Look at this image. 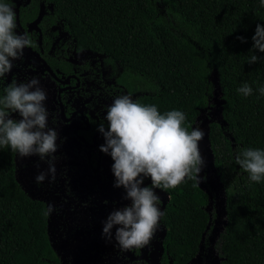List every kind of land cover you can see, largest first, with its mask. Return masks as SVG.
Here are the masks:
<instances>
[{
    "label": "trees",
    "instance_id": "trees-1",
    "mask_svg": "<svg viewBox=\"0 0 264 264\" xmlns=\"http://www.w3.org/2000/svg\"><path fill=\"white\" fill-rule=\"evenodd\" d=\"M162 2L185 32L175 33L159 21L151 0H18L19 20L38 24L43 42H36L38 34L27 35L33 51L46 59L48 51L69 41L121 66L130 91L135 86L126 78L134 73L142 90L137 103L155 105L161 114L183 112L189 132L208 104L213 75L225 125L210 122L207 135L213 165L226 189L219 264H264V179L252 182L236 163L245 149L264 151V95L259 92L264 87V53L252 47L256 26L264 28V6L261 0ZM252 55L258 60L249 64ZM12 63L11 72L37 64L24 51ZM244 84L252 88L251 96L238 91ZM8 85L0 79V96ZM15 154L0 146V264H57L45 205L19 186ZM166 192L171 197L163 220V264H188L208 229L209 199L187 178Z\"/></svg>",
    "mask_w": 264,
    "mask_h": 264
},
{
    "label": "clouds",
    "instance_id": "clouds-1",
    "mask_svg": "<svg viewBox=\"0 0 264 264\" xmlns=\"http://www.w3.org/2000/svg\"><path fill=\"white\" fill-rule=\"evenodd\" d=\"M264 6V0H261ZM16 14L8 0H0V79L6 77L13 67L12 61L23 56V50L32 46L27 34L15 32ZM243 42V38H240ZM253 49L264 53V28L256 26L252 37ZM258 60L252 55L249 64ZM238 91L244 96L252 95V88L244 84ZM264 95V87L259 89ZM46 92L39 80L28 83L9 84L0 96V146H8L19 157L39 156L48 158L47 172L36 176L37 183L55 180L54 155L57 150L58 133L48 128L49 113L45 107ZM17 113L19 120L11 117ZM103 123L96 131L104 143L100 153L112 160L113 188L124 190V199L129 205L112 211L103 222L102 237L111 242L115 239L121 251L142 249L148 246L155 235L162 215L159 197L153 188L174 189L185 179L200 183L199 173L205 166L199 149L204 132L195 128L189 132L183 125L186 116L178 110L161 114L155 105L144 106L130 96L117 97L107 109ZM236 163L249 173L252 182L264 179V151L245 149L236 157ZM199 177V178H198ZM150 178L152 187L143 186ZM55 211L47 206L46 215ZM115 228L114 237L113 229Z\"/></svg>",
    "mask_w": 264,
    "mask_h": 264
},
{
    "label": "flooded vegetation",
    "instance_id": "flooded-vegetation-1",
    "mask_svg": "<svg viewBox=\"0 0 264 264\" xmlns=\"http://www.w3.org/2000/svg\"><path fill=\"white\" fill-rule=\"evenodd\" d=\"M10 2L14 3L13 9L16 14L17 27L15 32L18 35L27 34V32L31 36L38 34L39 38L36 39V42L41 44L43 38L38 24L35 21L21 24L18 0H10ZM46 25L48 26V24ZM28 50L40 57L42 61L34 57ZM23 51L36 60V67L22 66L16 71H10L5 77L6 83L16 82L19 84L28 83L33 78L44 79L46 91L50 95L53 89L54 96L51 102L52 110L45 103L49 113L47 127L57 131L56 143L57 146L62 147L67 162L75 161L80 166L79 170L86 169L88 171L89 175L87 176L94 179V186L100 192V201L103 205H110L114 210L129 205L130 201L124 199V190L113 188L114 178L110 170L113 162L109 156L99 152L98 148L104 141L96 129L99 124L103 123L107 130V121L104 120V116L108 107L117 97L128 95L134 102H137V96L142 93V90L139 89V78L134 73H130L131 77L126 78L127 83L135 86V91H130L123 82L122 78L125 74L121 66L108 64L103 55L78 50L69 41L55 47L54 50L48 51L47 59L33 51L31 47H27ZM10 118L20 119L17 113H12ZM14 166L17 180L15 157ZM59 166L62 167V165ZM32 167L30 164L27 165L21 175L18 176L20 182L17 180L29 198H31L29 193H32V187L35 188L31 178L32 174L29 172ZM69 167L68 169H70ZM69 179L68 175L59 172L55 176L53 186L68 182ZM143 186L152 187L150 178H145ZM153 191L159 197L158 207L162 215L155 235L148 246L142 249L134 248L129 251H122L126 260L131 264H163V235L165 231L163 220L171 195L163 187L153 188ZM46 199L48 200L49 197ZM37 201L44 203L47 210L46 201ZM53 207L55 208L53 213L58 214L60 209L56 205ZM47 219L49 235V215H47ZM107 249L110 251L120 250L116 242ZM57 259V264H61L58 255Z\"/></svg>",
    "mask_w": 264,
    "mask_h": 264
},
{
    "label": "rangeland",
    "instance_id": "rangeland-1",
    "mask_svg": "<svg viewBox=\"0 0 264 264\" xmlns=\"http://www.w3.org/2000/svg\"><path fill=\"white\" fill-rule=\"evenodd\" d=\"M151 4L157 14V19L169 25L171 31L181 33L187 30L186 27L180 26L177 18L166 11L162 0H151ZM38 80L39 86L47 95L45 103L52 110L53 89L49 95L45 88L46 81ZM209 83L211 93L208 97V104L200 111L192 130L199 128L204 132V137L199 142L200 153L205 162V166L199 173V177L203 179L200 183H196L199 189L208 196L206 211L210 215V222L203 234L198 253L189 264L220 263L217 244L226 222L224 211L226 189L220 182L217 169L213 165L207 138L210 122H217L222 127L225 125L221 117L219 85L213 75L209 78ZM226 135L228 136L227 133ZM54 155L57 157L55 176L63 172L69 176L68 182L53 186V181L50 182L46 177L44 182L37 183L36 176L41 171L47 172V157L44 160L35 155L21 158L16 153L15 165L18 181V176L21 175L23 169L29 164L33 166L29 170L35 184V188L32 187V193H29L31 198L46 201L47 206L56 205L60 209L58 214L50 215L49 238L61 264H131L121 250L107 249L114 245L115 239L113 238L111 242L106 241L102 237V227L103 222L114 209L110 205L101 203L100 192L94 186V179L87 176L89 173L86 169L79 170L80 166L77 162L68 163L61 146H58ZM57 165H62V167L59 166L61 169ZM57 178L60 181L58 176ZM47 197H49L48 200ZM114 232L113 229V237Z\"/></svg>",
    "mask_w": 264,
    "mask_h": 264
},
{
    "label": "water",
    "instance_id": "water-1",
    "mask_svg": "<svg viewBox=\"0 0 264 264\" xmlns=\"http://www.w3.org/2000/svg\"><path fill=\"white\" fill-rule=\"evenodd\" d=\"M28 52L31 53L34 57H36V58L39 59L40 61H42L41 58L38 57L36 54H34L32 51L28 50Z\"/></svg>",
    "mask_w": 264,
    "mask_h": 264
}]
</instances>
